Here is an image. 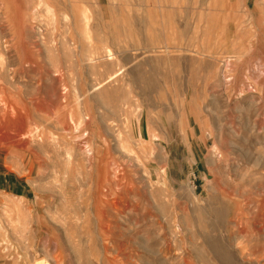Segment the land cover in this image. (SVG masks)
<instances>
[{
  "label": "rangeland",
  "instance_id": "374dc122",
  "mask_svg": "<svg viewBox=\"0 0 264 264\" xmlns=\"http://www.w3.org/2000/svg\"><path fill=\"white\" fill-rule=\"evenodd\" d=\"M0 264H264V0H0Z\"/></svg>",
  "mask_w": 264,
  "mask_h": 264
}]
</instances>
